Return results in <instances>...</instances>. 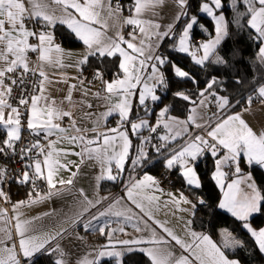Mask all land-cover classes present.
<instances>
[{"label": "snow or ice", "instance_id": "6c2138e0", "mask_svg": "<svg viewBox=\"0 0 264 264\" xmlns=\"http://www.w3.org/2000/svg\"><path fill=\"white\" fill-rule=\"evenodd\" d=\"M51 3L61 6V14L56 15L48 10L45 0H27L31 5L26 7L25 0H0V156H18L24 170L18 174V183H32L35 188V181L42 179L46 181L50 189H55V194L59 195L58 185H72L76 172L72 171L70 165L76 166L77 161L68 160L69 155L80 157L83 162L85 154L89 160L98 162L101 168V174L97 180L107 179L116 181L124 170L126 159L129 155L131 141L128 137V130L121 127L129 124L133 133H139L143 128H147L150 133H157V128L161 126L158 120L155 126L149 124L145 119L139 122H133L129 119L132 112V100L135 98L138 104L144 109L145 113L149 111L148 102H162V97L157 94V88L167 86V82L161 68L169 61L155 54L152 49L156 47L159 41L170 35L171 27L168 31L156 32V44L145 45L142 40L138 45L133 42L136 39L134 34L130 33V39H125L122 35L116 38L106 35L107 20L101 15L106 12L107 17L112 18L123 11L118 6L114 10L112 0H50ZM238 2L247 5L246 14L250 15L247 24L255 30L258 39L264 44V0H232V6L235 7ZM183 9L187 6V0H178ZM259 5L256 7L255 5ZM144 0H135L134 12L136 15L125 19V23L138 28L139 32L145 35V38L151 40L147 35L149 27H153L150 21H143L137 18L146 7ZM222 0H207L201 6L202 12L212 17L216 22V37L214 40L201 45L203 55L195 62L203 65L214 53L215 47L221 39L227 35V26L225 18L221 14L216 15L215 10L222 8ZM187 13H183L186 15ZM27 19H37L42 21L43 30L37 32L29 29L25 24ZM190 22L184 27L183 35L179 40V45L175 49L181 53L189 52V30L197 23V18L191 16ZM239 22V21H238ZM57 24H66L68 29L87 46L88 53L80 61V64L88 62L89 57L101 58H122L118 63L119 73L114 74V79L109 82L103 79V73L99 70L93 73L96 79L103 84V97L108 102V110L102 114L101 119L118 114L121 121V127L107 129V131H97L100 121H97V127L91 129L92 136H86L85 130L77 127L74 121H71L72 113L65 111L55 105V101L45 95L46 89L43 86L26 85L28 75H37V70L29 66L28 52L39 53L40 61L48 64H60V54L63 49L59 45L53 46L54 33L50 31ZM7 25V27H6ZM98 25V26H94ZM159 28V25H155ZM32 40L36 42L33 43ZM147 49V50H146ZM260 58L264 62V47L260 48ZM55 54V55H54ZM217 63L224 61L217 57ZM62 66V65H61ZM174 74L178 78L191 79L190 74L183 71L180 67L173 65ZM42 81H48V76L43 70L38 71ZM83 81L81 80V83ZM218 83L213 79L207 88ZM29 85H31L29 89ZM75 88L76 85H71ZM19 89V95L13 100V91ZM139 89V91H138ZM259 96L264 98V85L256 89ZM87 93H85V96ZM98 97L100 93L96 94ZM182 99L188 101L190 97L183 93H177ZM203 96L204 93L199 94ZM214 95V94H213ZM71 102V94L67 97ZM221 105H228L226 97H219ZM247 102L251 104L252 98L248 97ZM203 101H201V104ZM89 108L91 104L87 105ZM169 109L164 107L159 116L166 117ZM68 118L71 128L63 127L62 123ZM171 123L164 122L163 128L172 132L171 139L180 135L179 132H173V125L177 123L175 117H170ZM26 129L35 140L24 141L22 132ZM75 132L76 135H72ZM58 136L57 140L50 139ZM207 137L197 135L192 142L186 144L179 150H172L171 155L166 158V166L172 169L177 164L183 169L182 176L189 186L199 188L200 181L195 170V161L203 152L208 149L211 154L216 156L218 149L226 150L223 160L237 163L235 171L240 172L238 159L243 154L247 158L248 164H258L264 167V134L257 136L256 133L237 115L228 116L226 119L218 121L207 131ZM145 143L151 142V137L143 138ZM162 141L160 145H153L157 152L161 148L167 147L170 141L169 135H158ZM67 142L69 147L59 148V145ZM79 147L80 151H73L72 147ZM143 150L137 152V159L132 163L139 167L145 160ZM221 161H217L216 180L221 188L225 173L220 171ZM115 165V172L113 169ZM69 172V178L65 179L60 175L61 171ZM31 172V175L29 174ZM8 175L7 169H0V182ZM247 188L250 191L245 192L240 188L242 181H234L227 185L228 191L225 192L223 202L219 208L226 209L233 216L241 221H247L253 213H258L261 206L264 205V194H261L251 177H247ZM158 187V181L150 176L144 175L143 179L135 181L126 189V199L131 205L140 210L136 215L137 223L133 227L137 232H145L149 235L147 238L140 236L137 238L118 239L117 232H124V228H109L106 221L103 225L97 227L94 222H98L103 217L123 218L126 221H132L134 218L133 209L120 208L117 205L120 200L110 204L106 210L94 213L87 218L86 214L95 208L100 200L89 199L80 189V197L77 201L78 209L69 218L73 226L80 225L85 231L95 229L100 234L105 235L107 244L95 249V256L92 259L78 261L77 264H100L101 258L115 257L122 258L124 255L133 251H139L146 255L150 264H239L238 260L229 259L225 251L218 246L210 236L198 234L195 231H189L188 236L191 240L181 238L171 229L156 220L155 224L160 225L167 238L159 235L149 221L153 219V214L149 207H146L145 201L149 205L157 199L155 196H147L144 193ZM0 195H4L0 188ZM47 195H53L49 192ZM183 198V197H182ZM104 199V198H102ZM125 199V197H121ZM185 203H191L183 198ZM23 203V202H21ZM204 204V201H200ZM194 207V206H193ZM194 214V213H193ZM5 213H0V216ZM147 217V219H145ZM191 224V221L188 222ZM142 225V226H141ZM244 227L248 228L245 224ZM16 230L18 231V241L6 229H0L5 233V238L0 239V264H38L39 257L44 254L58 253V259L53 264H67L64 259L65 253L57 244L51 247L52 242L61 237L67 229L52 232L42 226L34 225L31 221H21L19 216L16 218ZM252 236L256 238L259 250L264 252V229L254 231L249 228ZM170 238V239H168ZM80 239H83L82 237ZM172 242L179 246L183 251L179 255L172 248ZM143 245H149L143 247ZM242 246L241 242L227 234L224 238L223 248L230 249ZM51 247V252L49 251ZM120 264H123L122 259Z\"/></svg>", "mask_w": 264, "mask_h": 264}, {"label": "crops", "instance_id": "0c3cea01", "mask_svg": "<svg viewBox=\"0 0 264 264\" xmlns=\"http://www.w3.org/2000/svg\"><path fill=\"white\" fill-rule=\"evenodd\" d=\"M144 2L146 3L147 6L142 10V13L137 18L143 21H150L151 24L153 25V27L148 28V31L146 33L147 35L151 36V40L146 39L145 35L141 34L138 28H136L135 26L128 25L127 23H125L126 18L136 15L135 12H133V14L131 15H126L124 11H119L118 14L112 18L107 17L106 12H102L101 15L107 20L106 35L113 38H116L118 35H122L125 39H130V33H131L136 36V39L133 42L139 45L143 40L144 44L148 45V44L157 43L155 36L156 32L168 31L169 28L171 27L170 35L162 38L159 41L158 45L152 49V51L155 54L159 55V51L162 43L166 38L174 35L175 26L179 22L181 17L184 16L183 13H186L187 6L182 9L178 3V0H144ZM188 2L189 0H187V5ZM25 3H26V7L30 9L31 5L27 3V0H25ZM45 3L47 4L48 10L54 12L56 15L61 14V6L51 3L50 0H45ZM112 5L114 10L117 8V6L120 9H122L121 6L116 3L115 0H112ZM255 6L259 7L258 4ZM220 9L215 10V12L217 16L221 14L224 16L225 24L227 26V35H228L229 33L228 18L226 14ZM201 13L205 16H208L206 13L202 12V10ZM210 18L212 19V17ZM29 20L39 25L42 24V21L40 20L27 19L25 20V24L29 29H33V27L27 23ZM213 22H214L213 35L209 38H201L202 41L199 44H195L194 41H192L193 29L195 28V26L199 25L198 19H197V23L193 25V28L189 30V41H188L189 52H187V54L191 55L194 62L197 59H200L201 56L203 55V49L200 46L214 40L217 35L216 22L215 20H213ZM57 25H62V24H57ZM155 25H159V28H155L154 27ZM63 26L69 32H71V30L68 29L66 24H64ZM94 26H98V25H94ZM200 26L202 25L200 24ZM203 27L204 29L206 28L205 26H202V28ZM50 31L54 33L53 46L59 45L60 48L63 49V53L60 54V64H48L46 62L40 61L39 53H33L31 51L28 52L30 68L32 69L37 67L40 70H43L48 76V81H42L40 78V86H43L46 89L45 95H47L51 100L55 101L56 106L61 107L63 110L70 111L72 113L71 121H74L77 127L85 130L83 133H81L83 135L89 137L92 136L93 133L91 132V129L97 127L98 120L100 121V126L97 128V131H107V129L110 128L121 127L120 117L116 113H114L112 116L106 117L105 119H101L102 114L108 110V102L103 98L105 96V93L103 91L102 82L99 80V83L97 85H89L79 75L80 72L86 67L90 59L101 60L102 58L99 56L89 57L87 63L80 64V61L88 53L87 46L84 45L83 42L80 41L79 38L76 37L75 34L72 32L71 33L74 35V38L82 42V44L78 47H70L66 45L63 42V38L59 34H57L54 29H51ZM226 36H224L221 39L220 43L215 47L214 53L209 56V59L205 61L203 65H206L210 60L214 59L219 55L220 45L223 42V40L226 38ZM32 42L35 43L36 41L32 40ZM261 47H264V44H262ZM112 58H117L118 62H120V60L122 59L119 58L118 56ZM119 72L120 70H118L116 73ZM103 79L105 81L111 82L114 79V76L112 78L103 77ZM81 80L83 81L82 83ZM71 85H76V87L71 88L70 87ZM156 91L157 94L160 95V93L158 92V88ZM69 93L71 94V102H69L67 99ZM85 93H87L86 96ZM97 93H100L99 97L96 95ZM254 96L259 98L256 104L249 105L238 111H230L232 105H230L229 103L228 105H221L219 101V97H225V96H222L214 91L205 92L199 101H196L192 104L190 112L186 118L183 119L176 118L177 123L173 125L172 131L179 132L180 135L176 136L175 139H171L172 132H170L168 129L163 128L164 122L171 123V120L169 118L172 116L169 117L166 116L164 118H161L159 116V113L162 109L158 108L156 117L151 118V114L153 110L157 107L158 102L152 103L149 101L148 102L149 111L146 114L144 112V109L138 104V102L134 98L132 100V112L130 113L129 119L133 122H139L140 119H145L152 126H155L157 121L160 120L161 126L157 128V133H149V134L154 135L153 138L157 139V144L155 145H160L161 143H163L158 139V135H165V134L169 135L170 141L168 142L167 145L179 141L180 143L173 150H179L186 144L192 142V140L197 135L202 136L204 139L210 140V138L207 137V131L210 130L211 126H214L218 121L222 119H226L228 116L237 115V114L241 117V119L245 121V123L253 130V132L256 133L257 136H259L264 134V98L260 97L257 91L255 92ZM226 98L229 102L228 97ZM201 101H203L202 104ZM88 104H91L92 107L89 108L87 106ZM62 126L71 128V124L68 118H65L63 120ZM124 128H127L128 137L131 141L129 155L126 159V163H127V160L132 153V147H133V141L131 135H136L137 133L132 132L129 124L123 125V127H121V130H124ZM146 129L147 128H143L140 131L143 134L142 136L143 138H148L146 134ZM26 131L28 130L25 129L22 132V134ZM71 134L76 135L75 132H71ZM50 139L57 140L58 136H53ZM150 144L151 142L145 143L144 139L141 138L138 151L142 149L146 158L148 157V147ZM67 147H69L67 142H64L59 145V148H67ZM72 150L80 151V148L73 146ZM217 151L219 153L217 161L218 160L221 161L219 166L220 171L226 174L222 179V183L224 184V187L221 188L220 184L217 183L216 180L217 167L213 172V178L217 186L221 190L220 203L223 202L225 198V192L228 191L227 185L233 183L234 181L237 180L242 181L240 184V188L245 192L250 191V189L247 188V182H248L247 177L249 176L251 177V182H254L259 192L263 194L262 190L260 189L255 179L254 174L251 171H245L239 173L235 171V174L232 177H229V172L227 167L231 164L233 165V168L236 169L237 163H234L232 161L225 162L223 160V157L227 154L226 150L218 149ZM171 152L168 154L169 156L171 155ZM208 152H211V150L206 149L203 152V154L198 157L195 163ZM160 158L161 157L156 158L155 161L149 162L146 166L141 167L144 163L143 162L141 166L135 167L132 162L137 159V153L134 154L131 160L130 169L128 171L129 173H133L131 178L127 180L125 186L121 190L113 193L112 192L105 193L102 192L101 184L103 181H106L107 179L97 180V177L101 174V168L99 163L93 160H89L86 154L83 159V162H80V157L69 155L67 157L68 160L77 161L79 164L78 170L76 166L70 165L72 171L76 172V175L72 177L73 184L64 185V186L58 185L61 194L57 195L55 194L56 190L50 189L46 181L42 179H37L35 183L37 182L39 183L35 185L36 186L40 185L41 188H38L35 194H33L35 190L34 188V190H29L27 193V194L30 193L32 195L30 194L21 195L20 197L13 199V203L10 205L9 210L5 207V205H3L2 203L3 200L0 198V213H5V215L0 216V229H6L8 232L12 234L14 239L18 241L19 235H18V231L15 228L17 216H19L21 221H31L34 225L42 226L46 230H50L52 232L60 231L61 229H67V231L61 237H58L57 240L52 242L51 247H54L57 244L60 246L61 250L65 253L64 259L66 260L67 264H77L78 261L84 259H92L95 256L94 250L99 249L102 245L107 244L108 241L105 235L100 234L95 229H90L88 231H85L82 228V226L80 225L73 226L70 223L69 218L74 214V212L79 207L77 201L81 199L80 189H83L84 193L88 196L89 199L101 201L100 203L97 204L95 208H92L91 211L86 214L85 222H87V218L91 217L92 214L106 210L110 204L115 203L116 200H120V203L117 205V207L120 208L131 207L133 209L134 218L132 221H126L123 218L110 216V217H103L98 222H94V223L98 227L100 225H103L107 221L109 224V228L105 229L106 232L109 231L111 228H121V227L124 228V232L116 233V238L118 239H128L130 237L137 238L140 236H144L145 238H147V236L149 235L148 233L137 232L133 227V224L137 223L136 215H142V214H140L139 209L135 208L134 205H131L130 201H127L126 189L128 186H130L131 183L143 179L144 175H150L158 181V187L151 190H147L144 193V195L155 196L157 197V199L153 201L151 205H149L148 202L145 201V205L146 207L150 208L153 214V219L150 220L149 223L154 228H156V231L159 235H163L167 238V234L163 232V229L160 227V225L155 224L156 220L160 221L163 225L171 229L175 234L179 235L181 238H184L189 241L191 240V237L188 236L189 231H195L198 234L208 235L218 246L222 248L223 251H225L223 248L224 238L227 234H231V237L240 241L235 236L234 232H232L230 229L226 227L221 229L222 245L217 243L213 239V237L208 233L198 231L194 228L193 213L196 210L197 204L200 203L201 200L205 202V199L203 196H198L197 199H194L182 189L172 187L171 185L170 186L162 185L159 181V176L147 169V166L158 161ZM242 158H244L245 164L248 167L252 165V164H248L247 158L243 154H241V156L238 159L239 168H240L239 161H241ZM164 165L166 170H171L167 168L166 160ZM176 167L179 168V172L182 174L183 169L180 167L179 164L174 166L172 169ZM260 167L264 169V167L262 166ZM0 169H2L1 164H0ZM113 169L115 172V165H113ZM29 174L31 175V172ZM121 174H123V172ZM60 175L63 176L65 179H67L69 178L70 173L62 170ZM119 178H121V175ZM49 192H52L53 195L51 196L47 195ZM121 197H125V199H121ZM182 197L186 198L191 203H185ZM18 198L22 200L17 201ZM222 210L231 214L226 209H222ZM255 214L256 213H253L248 218L247 221H241L237 217L233 216L232 214L231 215L235 219L240 221L242 223V227L252 236L251 232L249 231V228L257 232L260 231L261 229H264V225L262 227H256L251 222V218ZM145 219H147V217H145ZM189 221H191V224L188 223ZM245 224L248 225V228L244 227ZM81 237L83 239H80ZM3 238H5V233L0 232V239ZM253 238L256 241V238L255 237ZM147 246L149 245H143V247H147ZM171 246L175 250L177 255H179L180 252L183 251L182 249L179 248V246L175 245L174 242H172ZM51 247L49 249L50 252H51ZM230 249H234V248H230ZM136 252L142 253L139 251H133L131 253H136ZM53 254L56 256V259L60 258L58 253H53ZM126 255H124L120 259L115 257L101 258L100 262H102L103 260L114 258L117 261V264H120V260L122 259V262H124V258ZM229 259H235V258L229 257ZM239 264L242 263L239 261Z\"/></svg>", "mask_w": 264, "mask_h": 264}, {"label": "trees", "instance_id": "16d2710c", "mask_svg": "<svg viewBox=\"0 0 264 264\" xmlns=\"http://www.w3.org/2000/svg\"><path fill=\"white\" fill-rule=\"evenodd\" d=\"M115 1L121 6L126 15L133 14L135 0ZM205 2L207 0H189L186 9L187 14L181 17L176 24L174 35L166 38L160 47L159 55L169 61V63L162 67L167 86L158 88L162 102H158L157 107L151 114V118L156 117L158 108L163 109L164 107H168L169 109L166 116L186 118L192 104L201 99L202 96L199 95L201 92L214 91L222 96L228 97L229 104L232 105L230 111H238L249 105L256 104L259 100L254 94L256 89L264 84V62L261 61L259 56L262 43L258 39L255 30L247 24L250 15L246 14L247 5L243 2H238L233 7L232 0H222L223 6L220 10L228 18L229 33L221 43L217 57L221 58L224 63H217V57H215L206 65H199L193 61L190 54L175 50L179 45V39L184 31V27L190 22L189 18L191 16H195L199 22V25L193 29L192 41L197 38H209L213 35V20L201 13V6ZM200 24L206 28H202ZM54 30L63 38V42L66 45L78 47L82 44L63 25H56ZM118 63L117 58L90 59L86 67L100 69L104 72L106 78H112L119 70ZM173 65L188 72L191 79L176 77ZM213 79L218 83L213 84L210 89L207 88V85ZM177 93L188 95L190 100L186 101L182 99L176 95ZM248 97L252 98L251 104L247 102ZM149 133L148 129H146V134L148 135ZM142 136V132L131 135L133 141L132 153L127 160L121 178L116 181H103L101 184L102 192H117L131 178L133 173H129L128 171L133 155L138 152ZM179 143L177 141L169 144L167 147L161 149L160 152H157L153 147V145L157 144V139L153 138L148 147V157L141 167L161 157L158 161L147 166L148 170L159 176L165 171L164 164L166 158L169 156L168 154ZM218 154L213 156L211 152H208L195 163V168L201 181L199 188L187 185L177 167L170 170L171 186L182 189L194 199H197L198 196L204 197V204L198 203L194 212L193 226L196 230L208 233L217 243L222 245L221 229L226 227L234 232L242 245L234 249L224 248L230 258L238 259L242 264H264V252L259 250L255 239L242 227L240 221L219 208L221 190L213 178V172L217 167ZM239 163L240 172L251 171L264 194V169L256 164L248 167L245 164L244 158ZM227 169L229 177H232L235 174L233 165L230 164ZM17 180L18 176L11 181L9 187L13 199L21 195H29L30 193L27 194L28 191L34 190L32 183H18ZM38 188H41V186L35 185L33 194H35ZM251 222L256 227H262L264 225V205L261 206L260 212L251 218ZM54 260H56V256L53 253H46L39 257L38 264H53ZM100 264H117V261L114 258L107 259L100 262ZM123 264H150V262L144 254L136 252L126 255Z\"/></svg>", "mask_w": 264, "mask_h": 264}, {"label": "built area", "instance_id": "2783aa9c", "mask_svg": "<svg viewBox=\"0 0 264 264\" xmlns=\"http://www.w3.org/2000/svg\"><path fill=\"white\" fill-rule=\"evenodd\" d=\"M28 24H30L34 30H36L37 32L43 30L41 25L34 23L33 21L29 20L27 22ZM202 41V39L197 38L196 40H194L195 44H199ZM33 70H37V75L33 76V75H28L27 80H26V85L29 84V81L31 82L32 85H37L40 86V77L38 75V71L40 70L39 68H32ZM99 69H95L92 67H85L81 72H80V77L89 85H97L99 83V79H96L93 75L94 72H96ZM101 73H103L101 70H99ZM103 77H105V74L103 73ZM31 85H29V89H30ZM19 95V89H15L13 91V100H11L10 102L15 103V97ZM26 124V123H25ZM26 129V127H25ZM3 130L0 129V132H2ZM3 139V136L0 135V140ZM22 139L24 141L27 140H35L36 137H34L33 135L30 134L29 131H26L22 134ZM0 164L2 169H7L8 170V175L2 179V182L0 183V188H2L4 195H1V199L3 200V205H5V207L9 210L10 205L13 203V198L10 194V184L11 181L18 176V174L20 172H22L24 170L23 165L19 159L18 156H12V155H8V156H0ZM159 181L162 185L164 186H170L171 185V177H170V170H166L159 175ZM22 264H24L23 259H22Z\"/></svg>", "mask_w": 264, "mask_h": 264}, {"label": "rangeland", "instance_id": "374dc122", "mask_svg": "<svg viewBox=\"0 0 264 264\" xmlns=\"http://www.w3.org/2000/svg\"><path fill=\"white\" fill-rule=\"evenodd\" d=\"M182 69V68H181ZM183 70V69H182ZM183 71H185V70H183ZM147 137H151V140H153V137H154V135H152V134H149V135H147ZM22 199H20V198H18L17 199V201H21Z\"/></svg>", "mask_w": 264, "mask_h": 264}]
</instances>
